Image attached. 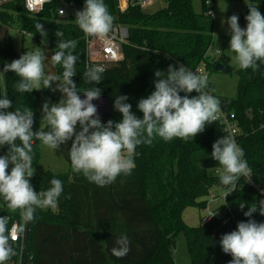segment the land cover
<instances>
[{
    "label": "trees",
    "instance_id": "obj_1",
    "mask_svg": "<svg viewBox=\"0 0 264 264\" xmlns=\"http://www.w3.org/2000/svg\"><path fill=\"white\" fill-rule=\"evenodd\" d=\"M60 1L74 11L58 16L56 10ZM200 2L198 13L193 11L192 0H165L164 8L145 13L140 4L130 3L125 11H120L118 0H104L114 17L113 25H125L128 38L121 46L123 59L103 71L102 81L97 85L89 83L84 76L91 67L87 66L86 34L75 21V13L83 10L85 0H51L37 14L27 13L22 3L8 5L0 25V30L7 27L5 41L0 42V72L4 85L3 89L0 87V97L7 92L13 104L6 111L29 107L34 113L33 131H37L41 129L38 125L40 94L47 92L41 88L20 93L16 85L22 78L14 72H3L4 64L29 52L24 46L21 53L15 50L8 33L12 24L32 36L37 45L42 44V37L35 24H44L48 32L46 44L52 54L59 50L56 44L60 39L77 42L73 52L79 59L73 80L80 95L98 87L102 90L101 95L108 97L111 113L101 120L106 124L109 119L119 122L122 118L113 108L118 95H126L132 112L142 118L137 103L155 90L157 70L167 72L169 65L177 68L184 65L195 73L203 68L208 78L216 63L228 65L226 55H208L213 45V6L210 0ZM248 3L257 6L264 15V0H248ZM248 14L246 5L240 15L241 28H246ZM57 30L64 33L62 38L55 36ZM258 64L256 71L251 68L237 70L234 98L216 97L209 83L205 89L219 99L222 111L235 115L241 129L236 142L244 150V158L253 174L250 183L248 178L241 177L235 191L226 197L227 206L235 214L232 231L240 221L264 222L259 211L251 218L244 216L249 206L264 200V62ZM55 72L62 75V65H55ZM43 130L50 129L45 127ZM223 137V129L217 121L206 125L203 133L187 141L180 138L164 141L156 136L151 144L136 147L135 168L130 175L121 174L114 183L104 187L73 170L34 174L30 183L37 192L48 190L54 178L62 181L58 207L55 211L36 209L34 219L25 223L22 245L11 242L17 254L5 264H177L173 251L176 237L181 233L190 256V261L184 264H229L231 255L222 251L220 239L213 234L218 220L198 226H189L183 220V211L187 207L204 208L205 199L202 198L212 187L223 186L220 175L212 173L213 169L222 167L211 157L213 143ZM16 143L19 145L20 141ZM39 143L38 140L33 142V166L39 159ZM1 149L0 156H3L8 147ZM240 206H244L242 210ZM19 214V210L8 208L0 198V216L9 217L8 227L19 219ZM121 235H127L131 243L129 253L118 259L111 255V249Z\"/></svg>",
    "mask_w": 264,
    "mask_h": 264
},
{
    "label": "clouds",
    "instance_id": "obj_2",
    "mask_svg": "<svg viewBox=\"0 0 264 264\" xmlns=\"http://www.w3.org/2000/svg\"><path fill=\"white\" fill-rule=\"evenodd\" d=\"M245 3L249 10L245 17L246 28L240 27L236 14L222 21V25H229V49L235 54L239 68L256 71L258 62H264V15L254 4ZM75 21L87 36L104 39L112 29L114 17L104 0H85L83 10L75 13ZM35 28L42 37L41 43L45 44L48 32L44 24L37 22ZM63 35L60 30L55 32L57 38ZM76 46L75 40L60 39L56 44L59 50L47 63L45 51L34 50L24 52L20 58L3 67V72H14L22 78L16 85L20 93L40 90L43 85V89L62 94L58 103L46 101L42 106L41 121L46 122L49 131L43 128L33 131L32 109L25 107L6 111L13 107L12 101L7 92L0 97V147H8L7 153L0 156V197L8 208L19 210L25 223L34 219L37 208L55 211L63 191L62 181L55 178L46 191L37 192L30 183L35 174L32 163L34 140L54 151L72 140L68 155L73 171L82 172L90 182L104 187L114 183L121 174H131L138 145L151 144L156 136L164 141L193 139L204 132L206 125L215 122L221 111L219 99L205 91L207 76L192 72L184 65L178 68L169 65L167 72H155V90L138 101L137 108L143 113L142 118L132 112L126 95H118L113 108L122 118L119 122L109 119L106 124L102 123L97 106L93 104L94 100L101 98L102 90L98 87L85 90L82 99L73 80L79 59L73 52ZM57 64L62 65V75L48 70L49 65ZM103 71L99 66L90 67L84 76L89 83L97 85L102 81ZM53 82H58L55 88L52 87ZM193 92L197 95L190 97L188 94ZM77 124L81 129L79 132L76 131ZM212 149V159L222 167L220 181L224 186H230L225 198L235 191L242 176L251 182L252 170L244 158V150L233 137L225 135L217 139ZM257 211L264 216V200L249 206L244 216L251 218ZM8 225L9 217L0 216V264H5L17 254L11 243L17 240V236L11 235ZM130 243L127 235H121L116 239L111 255L124 258L130 251ZM220 246L225 254L231 255L229 264H264V222L258 223L254 219L238 222L236 230L222 235Z\"/></svg>",
    "mask_w": 264,
    "mask_h": 264
},
{
    "label": "rangeland",
    "instance_id": "obj_3",
    "mask_svg": "<svg viewBox=\"0 0 264 264\" xmlns=\"http://www.w3.org/2000/svg\"><path fill=\"white\" fill-rule=\"evenodd\" d=\"M248 0H210V4L213 6V45L208 50V55L213 57L216 53L217 56L224 54L228 57V65L231 67L230 73L223 71H210L208 74V83L213 86L214 95L216 97H228L234 98L237 94V82L238 75L237 70L239 66L235 62V54L229 49L230 47V33L229 25L222 21H227L233 14L238 15L240 22V15L244 11ZM165 7V0H147V2L140 4V8L145 13H153L159 9ZM193 11L198 13L201 11L200 0H192ZM9 36L12 39L15 50L19 53L22 51V46L27 50H41L45 51L46 63L50 60L52 55L48 44L37 45L34 38L20 30L17 24H12L8 29ZM49 71L55 72V66L49 65ZM56 73V72H55ZM58 82H53L52 87L55 88ZM43 88V85H41ZM47 92H41L39 102V122L40 128L48 127L46 122H42V106L46 101L51 103H58L62 98V94L59 91L53 92L50 89H46ZM80 126L77 124L76 131L79 132ZM74 139V137H73ZM72 140H69L66 144H62L57 150H52L39 143V159L33 166L35 169V175L40 176L45 171L53 173H62L68 170H73L69 159V150ZM205 197L202 198V200ZM213 205H211L212 207ZM206 213L204 208L187 207L183 211V220L189 226H198L200 218ZM174 261L177 264H184L190 261V256L187 251L184 235L181 233L176 237V244L173 251Z\"/></svg>",
    "mask_w": 264,
    "mask_h": 264
},
{
    "label": "built area",
    "instance_id": "obj_4",
    "mask_svg": "<svg viewBox=\"0 0 264 264\" xmlns=\"http://www.w3.org/2000/svg\"><path fill=\"white\" fill-rule=\"evenodd\" d=\"M51 0H0V25L3 24L2 13L7 9L10 4L16 5L22 3L24 9L29 14H37L41 12L45 5L49 4ZM146 0H118V8L120 11H125L129 4H143ZM74 9L67 3L60 1L58 4L56 13L58 16H65L69 12H73ZM63 12V14H62ZM25 33V32H24ZM128 29L121 23H116L112 26L111 31L104 39L97 37L85 36L86 41V54H87V66L95 67L99 66L104 71L110 67L115 66L119 61L123 59V53L121 51L122 44L127 42ZM197 74L207 76L203 68L197 70ZM0 87L3 89V78L0 72ZM218 124L221 125L224 136L236 137L240 134L241 129L235 115L231 112L220 111L217 114ZM2 149L0 147V153ZM215 175L222 173V168H215L212 170ZM243 177V176H242ZM230 186H214L212 187L207 196L205 197L206 211L205 215L200 218V224L204 225L218 220L213 228V234L221 239L223 234L230 233L234 227L235 214L229 209L226 204L225 194L229 192ZM3 200L2 197H0ZM211 205H213L211 207ZM240 209L242 210L241 206ZM217 212V213H216ZM214 213L215 216L211 217ZM11 235L17 236V240L21 245L25 236L26 228L25 222L21 219L13 221L9 226ZM11 242V241H10Z\"/></svg>",
    "mask_w": 264,
    "mask_h": 264
},
{
    "label": "water",
    "instance_id": "obj_5",
    "mask_svg": "<svg viewBox=\"0 0 264 264\" xmlns=\"http://www.w3.org/2000/svg\"><path fill=\"white\" fill-rule=\"evenodd\" d=\"M6 33H7V27H2L0 30V42L2 44L5 41ZM214 70L223 71L225 73H230L232 69L229 65H223L221 63H216L214 66ZM80 96L82 99L84 98L83 94H81ZM93 104L97 106L98 115L101 118V120L107 119L109 117L111 113V107H110V102L107 96L101 95V98L98 100H94Z\"/></svg>",
    "mask_w": 264,
    "mask_h": 264
},
{
    "label": "crops",
    "instance_id": "obj_6",
    "mask_svg": "<svg viewBox=\"0 0 264 264\" xmlns=\"http://www.w3.org/2000/svg\"><path fill=\"white\" fill-rule=\"evenodd\" d=\"M147 1V0H146Z\"/></svg>",
    "mask_w": 264,
    "mask_h": 264
}]
</instances>
